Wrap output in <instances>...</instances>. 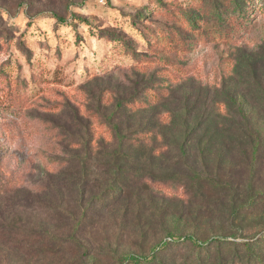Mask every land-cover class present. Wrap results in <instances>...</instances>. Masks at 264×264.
Returning a JSON list of instances; mask_svg holds the SVG:
<instances>
[{
    "label": "rangeland",
    "instance_id": "374dc122",
    "mask_svg": "<svg viewBox=\"0 0 264 264\" xmlns=\"http://www.w3.org/2000/svg\"><path fill=\"white\" fill-rule=\"evenodd\" d=\"M170 91L177 99L165 107L200 121L240 105L239 121L257 131L254 152L219 148L220 133L192 137L190 159L205 163L208 178L191 194L162 183L146 150L116 160L98 153L112 144L119 96L147 98L122 114L131 124L136 107ZM160 111L154 120L165 122ZM140 139L162 150L156 132ZM61 169L82 172L85 184L48 187L47 174ZM110 176L126 179L122 195L94 202ZM15 189L19 204L4 199ZM148 190L166 203L150 202ZM0 208V264H122L170 236L264 233V0H0ZM172 245L154 264H188L192 244Z\"/></svg>",
    "mask_w": 264,
    "mask_h": 264
},
{
    "label": "trees",
    "instance_id": "16d2710c",
    "mask_svg": "<svg viewBox=\"0 0 264 264\" xmlns=\"http://www.w3.org/2000/svg\"><path fill=\"white\" fill-rule=\"evenodd\" d=\"M142 91L152 89L149 84H142L140 88ZM138 92V91H137ZM173 91H170L166 96L162 97L156 104L149 105L147 107L138 106L135 108L130 116L135 117V120L130 124L126 121L127 118H121L122 114L128 112V108L134 102L138 105L141 103L149 104L147 98H141L138 94L129 92L128 95L119 96L113 109V122H110V128L113 135V141L110 143H103L99 147L98 153L100 155H106L108 153L115 160L123 158L127 155L126 152H139L145 151L148 154V158L151 159V164H158L157 168L165 173L162 177V183L167 180H175L174 182L180 183L183 190L187 194H191V190L197 182L203 179H207V171L205 163L202 161V165L199 166L198 162L191 160V140L194 136L204 138V134L209 132L213 134H223L225 139H219V148L229 147V149L245 150V147L253 148V137L257 135V131L250 129L248 125H243L239 121V115H241V106H236L238 112H227L228 115L221 117V114L213 108L206 118L198 121L195 117H192V112L186 107L179 108L178 105H172L169 108L165 107L167 102L171 98L177 99ZM213 101L210 102L211 105ZM145 106V105H144ZM163 110L164 113L169 115L168 120L165 122H159L154 120V116L160 114ZM230 110V109H228ZM238 114V116H237ZM129 116V115H128ZM156 132L163 139L157 154L154 153L156 147L147 146L140 139L145 135ZM198 134V135H197ZM203 135V136H202ZM246 136V137H245ZM244 137V138H243ZM248 139V145H244V139ZM202 140V139H200ZM199 139L194 145L201 146ZM205 140V138L203 139ZM89 142V141H87ZM204 147L206 146L203 145ZM89 149V148H88ZM159 150V149H158ZM89 153V151H85ZM77 157V156H76ZM88 159V157L86 158ZM158 160V162H157ZM80 164L83 165L85 175H88L87 161L82 160ZM203 166V167H202ZM88 176L82 177V172L69 171L61 169L56 173H48L46 180L48 187L57 189L60 192L62 188L67 186L68 178L75 180L74 185H84ZM82 178H84V183ZM154 181L155 178L150 177ZM126 179L124 177H116V179L108 177L107 183L109 185L108 193H92L91 199L94 202L101 201L104 204L114 203L121 195L122 188L125 186ZM161 182V181H160ZM168 184V183H164ZM20 191V190H19ZM17 189L5 193L4 199L11 204L17 202L18 204L24 201V198L18 196ZM42 192H34V199L38 202L43 196ZM78 204H81L84 200L85 194L83 190L72 191ZM148 200L157 204H164L167 198L159 193H155L152 190H148ZM260 194V192L256 193ZM56 196H60V193H56ZM255 198V197H254ZM253 198V199H254ZM174 199V197L172 198ZM59 201V200H58ZM57 207L59 202L53 201ZM10 204V205H11ZM2 209L0 208V215ZM79 218H75L76 228L79 224ZM233 238V239H232ZM231 239L228 237L214 236L207 240H199L191 236L185 238H177L170 236L167 241L164 240L159 243L149 256H136L133 254H127L122 264H154L163 251L169 250L173 245L182 244L185 241H189L190 252L185 257V261L188 264H264V233L248 234L242 236V239H238V236H233ZM238 239V240H237Z\"/></svg>",
    "mask_w": 264,
    "mask_h": 264
},
{
    "label": "built area",
    "instance_id": "2783aa9c",
    "mask_svg": "<svg viewBox=\"0 0 264 264\" xmlns=\"http://www.w3.org/2000/svg\"><path fill=\"white\" fill-rule=\"evenodd\" d=\"M100 2L104 3V0H99Z\"/></svg>",
    "mask_w": 264,
    "mask_h": 264
}]
</instances>
